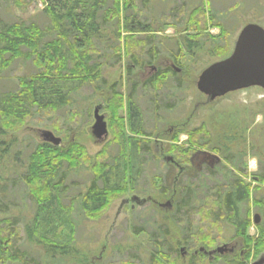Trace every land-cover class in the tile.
Wrapping results in <instances>:
<instances>
[{
	"label": "trees",
	"instance_id": "16d2710c",
	"mask_svg": "<svg viewBox=\"0 0 264 264\" xmlns=\"http://www.w3.org/2000/svg\"><path fill=\"white\" fill-rule=\"evenodd\" d=\"M31 1L14 0V3L21 9L28 7ZM206 1L45 0L47 26L15 23L0 29V77L20 59L31 61L38 70L30 78H18L16 91L0 90V135L19 132L42 113H56L72 106V96L85 86L96 84L101 86L99 90L103 89L107 85L103 77L104 57H112L116 65L125 56L131 64L127 70V99L117 86L111 87V94L106 98V109L112 114L114 138L101 152L91 156L84 145L74 140L58 147L44 142L35 144L27 148L26 157L21 151L17 153L16 161H20L21 166L9 172L0 188V214L10 213L14 206L11 198L17 196L16 189L22 187L23 194L35 208L34 220L26 227L28 242L43 248L45 255L34 258L24 247L17 249L16 245L22 242L18 238L19 229L5 220V225L0 227V264H65L63 256L56 255V251L70 246L57 243L67 240L59 230L66 227L74 236L78 221H91L100 216L119 195L129 192L128 187L137 193L149 166L156 171L152 172L154 179L160 181V195L168 198L171 193L180 192L178 198L170 201L172 208H168L167 214L159 220L144 221L141 215L134 213V220L142 223L133 226L134 234L149 236V264H169L166 259L177 261L181 246L202 257L198 259L193 254L188 264H201L206 258L202 254L211 252L215 244L211 235L225 224L234 228L236 238L247 239L246 247L251 249L247 232L253 224L252 191L244 179L249 174L243 166V155L238 156L227 147L222 150L218 138L203 124L188 133V143L194 148L220 153L232 169L218 161L211 166L198 159L195 149L183 150L174 145L169 149L174 155L173 162L168 163L166 157L161 160L156 156L151 133L145 129L138 95L152 92L151 104L160 108V105L172 104L170 94L181 92L185 81L171 68L158 70L144 83L132 79L134 70L152 65L165 53L174 63H178L184 53L190 56L207 54L219 60L228 56L232 37L227 26L229 16L215 12L212 0H209L211 8L208 11ZM218 1L225 5L228 0ZM157 21L161 25L159 30L154 27ZM208 24L219 29L220 36L209 35ZM185 25L194 26L195 34L186 35L180 42L162 41L156 35L165 27ZM107 30H111L116 39L105 43ZM102 46H106V53L98 54ZM168 85L171 86L167 88ZM166 89L170 93L163 95ZM168 106L159 110L165 109L167 117H172L174 109ZM124 108H127L130 129L135 135L128 141L126 121L119 116ZM261 138L263 147L264 131ZM173 140L176 142L177 136ZM254 175L264 185V168ZM168 186L174 189L171 191ZM254 192L253 207L261 216L256 227L259 237L255 248L264 250V194ZM150 194L151 191H146L139 195ZM201 249L204 252H200ZM216 255L210 264L223 258ZM224 260L227 264H246L229 257Z\"/></svg>",
	"mask_w": 264,
	"mask_h": 264
},
{
	"label": "rangeland",
	"instance_id": "374dc122",
	"mask_svg": "<svg viewBox=\"0 0 264 264\" xmlns=\"http://www.w3.org/2000/svg\"><path fill=\"white\" fill-rule=\"evenodd\" d=\"M207 1L206 6L210 11L211 4L209 0ZM212 3L215 12L220 13V15L225 13L229 16L230 24L227 26L231 30L232 37L228 46V55L232 53L234 42L242 28L249 24H258L264 28V0H242L241 4L238 3V0H228L225 5H221L218 0H212ZM46 7L45 0H32L28 7L21 9L14 3V0H0V29L15 23L27 25L35 23L43 28L49 24V19L44 14ZM154 27L159 30L161 25L157 21ZM207 30V33L213 37L220 36V30L209 26V24ZM191 34H195L194 26L187 25L184 27L168 26L162 32L156 33L162 41L173 40L178 42L186 35ZM154 35L152 34V36ZM104 36L105 43L116 39L111 30H107ZM125 36L126 34L123 33V37ZM100 48L98 54H105L106 46ZM175 52L176 50H174ZM111 58L106 56L102 59L104 63L103 77L107 82L103 89L100 88L99 90L98 87L101 86L96 84L85 86L72 96V106L65 107L56 113H42L39 117L35 116L19 132L0 135V188L8 178L9 172L13 168H20L21 166V162L16 161L17 153L21 151L26 157L27 148H33L35 144L43 143L42 131L52 132L62 140V146H67L76 140L86 147L91 156L101 152L114 138L111 127L112 114L106 109L108 106L106 98L111 94L110 89L113 86H117L125 98L128 96L129 77L127 70L131 64L125 56L116 65ZM218 60L219 58H213L207 54L190 56L184 53L179 62L174 63L165 53V56H161L152 65H147L141 70H134L132 79L144 83L160 69L177 70L179 77L185 81V85L181 92H174L175 95L170 94L171 97L173 96L172 101H170L172 104L167 105H171L174 109L171 113L172 117H167L168 114L165 109L159 110L163 106L167 108V105H160L159 108L151 104L154 98L152 92L151 94L146 92L147 95L140 92L138 95L145 129L152 135L151 141L155 146L156 156L161 160L165 157H174L169 152L173 145L183 150L192 148L198 152V159L203 162H208L214 166L216 164L214 161H218L223 166L227 165L229 169H232L220 153L194 148L191 147V143H188V133L206 124L212 135L218 138L222 150L227 147L234 154L243 155V166L247 168L249 174L244 179L252 191L250 207L253 222L256 215L260 216L253 207L254 191H259V195L264 194V185L258 182L257 176L254 175L259 174L264 168V146H261L263 141L261 134L264 131V90L261 88L242 90L229 94L212 104H207L206 97L197 90L196 82L201 73ZM37 72L38 70L35 69L31 61L17 60L8 71L1 75L0 90L14 92L18 88V78H30ZM170 86L168 85L167 88ZM168 93L170 92L166 89L162 94L167 95ZM96 108H100V115L104 116L108 126L109 135L106 141H99L93 135ZM153 110H156V113L153 114ZM119 116L126 121V140L134 138L135 135L130 129L127 108L120 110ZM160 120H163V123ZM58 129L62 132L58 133L56 131ZM175 136L178 138L176 142L173 140ZM113 152L116 153L115 150ZM152 172L156 173L153 171V166H149L147 176L139 182L137 193L131 192V188L128 187L129 192L119 195L100 216L91 221H78L79 225L74 236L66 227H62L58 233L67 236V240L57 243L70 247L66 250H60V252L56 251V255L59 257L62 255L65 264H149L147 254L149 236L145 233L137 236L134 234L133 226L142 224L140 220H134V213L137 216L141 215L144 221L149 218L159 220L168 212V208H161L160 205L173 202L180 194L177 191L176 194L171 193L168 198L160 195V181L154 179ZM86 179L84 176L83 180ZM168 188L171 191L174 189L171 186ZM16 191L17 196L11 198L14 206H12L10 213L8 215L0 214V227L5 225L3 222L5 220L7 223L12 222L15 225L14 228L19 229L20 236L18 238L22 239L16 248L22 247L23 249L24 247L34 258L40 255L44 256L45 250L43 248L28 242L30 237L26 227L34 220V205L28 202L22 187L17 188ZM146 191H151L150 196L139 195ZM144 200L146 201L145 204L142 203ZM256 227L253 223L247 232L248 241L251 242L248 246H251V249L246 247L245 240L247 239L236 238L235 230L230 225L225 224L222 229L214 232L211 237L214 238L212 240L215 241V244L211 251L224 246H235L236 249L233 254L221 256L223 258L215 264H227L224 260L225 257L242 260L246 264H264V250L255 248L259 237ZM178 250L179 259L174 262L171 259H166V262L169 264H188L190 259L196 255L186 250L184 246L178 247ZM202 256L206 258H203L201 264H210L217 255L210 257L202 254ZM196 257L202 259L200 255H196Z\"/></svg>",
	"mask_w": 264,
	"mask_h": 264
},
{
	"label": "water",
	"instance_id": "95a60500",
	"mask_svg": "<svg viewBox=\"0 0 264 264\" xmlns=\"http://www.w3.org/2000/svg\"><path fill=\"white\" fill-rule=\"evenodd\" d=\"M196 88L206 97L207 104L242 90L251 88L264 90V28L258 24H249L242 28L234 42L232 53L207 67L198 77ZM94 119L93 135L99 141H106L109 131L104 116L100 115V108L95 109ZM41 137L44 143L56 147L62 144V140L52 132L42 131ZM166 161L173 162V158L167 157ZM145 202L144 200L142 203ZM160 206L165 209L172 208L171 202ZM254 223L255 225L260 223V216H255ZM228 251V247L224 246L207 254L224 255ZM200 252H204V249Z\"/></svg>",
	"mask_w": 264,
	"mask_h": 264
},
{
	"label": "flooded vegetation",
	"instance_id": "af4514ba",
	"mask_svg": "<svg viewBox=\"0 0 264 264\" xmlns=\"http://www.w3.org/2000/svg\"><path fill=\"white\" fill-rule=\"evenodd\" d=\"M228 96V95H227ZM225 98V97H224ZM223 99V98H222ZM221 100V99H220ZM255 218V217H254ZM253 223H254V221H253ZM255 224V223H254ZM257 226V225H256ZM228 253H226V254H233L234 252H235V246H233V247H228ZM226 254H224V255H226ZM208 256H210L209 254H207ZM216 255V254H215ZM214 255V256H215ZM220 256H223V255H220ZM210 257H213V256H210Z\"/></svg>",
	"mask_w": 264,
	"mask_h": 264
}]
</instances>
